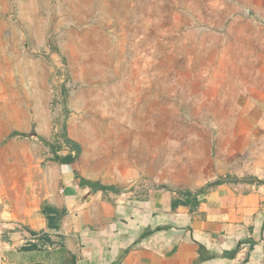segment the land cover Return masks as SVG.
Wrapping results in <instances>:
<instances>
[{
	"label": "rangeland",
	"instance_id": "1",
	"mask_svg": "<svg viewBox=\"0 0 264 264\" xmlns=\"http://www.w3.org/2000/svg\"><path fill=\"white\" fill-rule=\"evenodd\" d=\"M263 74L264 0H0L1 180L56 176L67 138L134 200L200 192ZM243 155L264 196V147Z\"/></svg>",
	"mask_w": 264,
	"mask_h": 264
},
{
	"label": "crops",
	"instance_id": "2",
	"mask_svg": "<svg viewBox=\"0 0 264 264\" xmlns=\"http://www.w3.org/2000/svg\"><path fill=\"white\" fill-rule=\"evenodd\" d=\"M260 84L240 108L245 128L200 192L134 200L81 171L115 188L92 192L58 163L56 176L42 172L21 192L0 176V264H264V196L257 180H239L252 172L238 165L264 147V74Z\"/></svg>",
	"mask_w": 264,
	"mask_h": 264
},
{
	"label": "trees",
	"instance_id": "3",
	"mask_svg": "<svg viewBox=\"0 0 264 264\" xmlns=\"http://www.w3.org/2000/svg\"><path fill=\"white\" fill-rule=\"evenodd\" d=\"M14 136L24 137L25 135L22 134H13ZM66 145L69 146L71 149L68 153L65 155H59L57 152V148H55L53 145L50 146V150L52 151L53 159L52 161L55 163H58L60 165H68L71 168V171L74 175V178L76 179L78 186L80 187H88L92 192L101 191V192H114L115 188L112 186H104L101 185L99 182L96 181H90L85 179L81 175V169L78 166V160L79 156L81 154V148L80 146L75 143L74 141H71L69 139H65ZM47 144V143H46ZM48 145V144H47ZM73 153V154H72ZM187 194V193H186ZM186 194H181L183 197L186 196ZM190 196L189 194H187ZM199 195V194H197ZM196 195V197H197ZM49 224V219H48Z\"/></svg>",
	"mask_w": 264,
	"mask_h": 264
}]
</instances>
